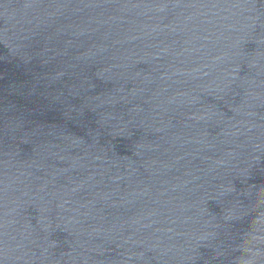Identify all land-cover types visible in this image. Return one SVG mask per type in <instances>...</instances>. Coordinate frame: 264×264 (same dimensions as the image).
<instances>
[{
	"label": "water",
	"instance_id": "obj_1",
	"mask_svg": "<svg viewBox=\"0 0 264 264\" xmlns=\"http://www.w3.org/2000/svg\"><path fill=\"white\" fill-rule=\"evenodd\" d=\"M0 264H264V0H0Z\"/></svg>",
	"mask_w": 264,
	"mask_h": 264
}]
</instances>
